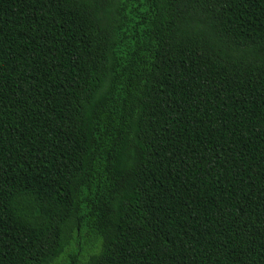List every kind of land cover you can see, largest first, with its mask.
Here are the masks:
<instances>
[{"label": "trees", "instance_id": "1", "mask_svg": "<svg viewBox=\"0 0 264 264\" xmlns=\"http://www.w3.org/2000/svg\"><path fill=\"white\" fill-rule=\"evenodd\" d=\"M69 246L264 264V0H0V264Z\"/></svg>", "mask_w": 264, "mask_h": 264}, {"label": "rangeland", "instance_id": "2", "mask_svg": "<svg viewBox=\"0 0 264 264\" xmlns=\"http://www.w3.org/2000/svg\"><path fill=\"white\" fill-rule=\"evenodd\" d=\"M81 242L84 246L87 245V242L85 241V239L81 240ZM71 253H72V248L69 246L68 248L65 249L62 256L52 264H81L88 256V254H84L83 256H80L81 253H79L76 260L72 261L69 258Z\"/></svg>", "mask_w": 264, "mask_h": 264}]
</instances>
